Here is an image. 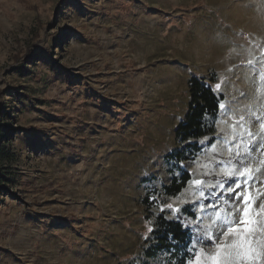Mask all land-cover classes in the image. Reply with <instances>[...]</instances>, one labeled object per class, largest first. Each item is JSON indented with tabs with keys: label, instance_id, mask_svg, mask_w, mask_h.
Masks as SVG:
<instances>
[{
	"label": "rangeland",
	"instance_id": "obj_1",
	"mask_svg": "<svg viewBox=\"0 0 264 264\" xmlns=\"http://www.w3.org/2000/svg\"><path fill=\"white\" fill-rule=\"evenodd\" d=\"M193 73L225 109L181 147ZM237 145L264 170V0H0V264H165L152 213L207 203L167 155L214 184Z\"/></svg>",
	"mask_w": 264,
	"mask_h": 264
},
{
	"label": "snow or ice",
	"instance_id": "obj_2",
	"mask_svg": "<svg viewBox=\"0 0 264 264\" xmlns=\"http://www.w3.org/2000/svg\"><path fill=\"white\" fill-rule=\"evenodd\" d=\"M193 76L195 77L194 73ZM216 87L219 89L220 85L217 84ZM218 109L224 110L225 105L218 101ZM240 120L243 121L244 117L240 116ZM259 120L256 117L254 122L258 123ZM201 123L203 124V119ZM248 135L251 137L253 134L248 132ZM211 139L214 143L215 138ZM194 143L200 144V141ZM253 151L251 146L240 151L237 145V151L231 154L236 157V169L223 172L225 179L214 184L200 179L193 181L189 171V181H185V184L200 186V197L207 199L204 205L195 201L190 209L189 204L174 207L172 203L165 201L158 207L159 215L152 213L157 216V220L149 229L152 235L146 238V243H158L155 233L161 230L166 232L170 247L162 250L169 257L165 264H264V193L257 191V185L264 189V178H261L264 170L249 167ZM195 162V158L187 165L183 160L177 161L181 167L189 170ZM160 175L156 173L157 179ZM208 175L211 174L205 173V176ZM173 177L178 178L175 173H171L170 178ZM204 187L208 188L207 192L203 190ZM149 198L153 204L156 203V196ZM197 208L205 213H213L208 216L207 223ZM160 220L167 225L179 224L184 238L176 237L174 232L159 223ZM212 249L215 251L212 252ZM202 252L206 254L203 261L200 258Z\"/></svg>",
	"mask_w": 264,
	"mask_h": 264
},
{
	"label": "trees",
	"instance_id": "obj_3",
	"mask_svg": "<svg viewBox=\"0 0 264 264\" xmlns=\"http://www.w3.org/2000/svg\"><path fill=\"white\" fill-rule=\"evenodd\" d=\"M209 86L211 85L203 77L195 76L190 79L188 111L184 120L181 121L177 127V136L182 141L198 139L213 134L215 131V126L208 124L205 119L207 116H215L218 113V101L221 102V96L216 93L212 86ZM202 119L203 124L201 123ZM189 150L195 154L200 149ZM186 152L187 149H183L169 153L167 158L174 159L176 162L181 160L184 161L187 158ZM0 157L1 159L8 158V151L6 149H0ZM176 177L178 178H173L172 181L164 187L165 192L169 195L178 194L187 185L185 181H189V170L184 169L182 174ZM159 223L164 224L169 231L174 232L176 237L180 239L184 238V233L181 232L179 224L173 223L167 225L163 220H160ZM155 236L158 243L153 242L152 246L147 249L146 255L148 257H153L158 251L170 247L167 242V234L165 231L161 230L155 233Z\"/></svg>",
	"mask_w": 264,
	"mask_h": 264
}]
</instances>
